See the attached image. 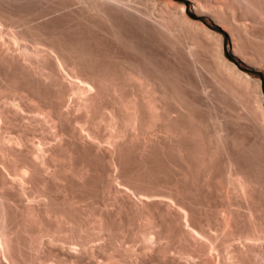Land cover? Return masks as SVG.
<instances>
[{
	"label": "bare ground",
	"instance_id": "1",
	"mask_svg": "<svg viewBox=\"0 0 264 264\" xmlns=\"http://www.w3.org/2000/svg\"><path fill=\"white\" fill-rule=\"evenodd\" d=\"M190 1L0 0V264H264V0Z\"/></svg>",
	"mask_w": 264,
	"mask_h": 264
},
{
	"label": "rangeland",
	"instance_id": "2",
	"mask_svg": "<svg viewBox=\"0 0 264 264\" xmlns=\"http://www.w3.org/2000/svg\"><path fill=\"white\" fill-rule=\"evenodd\" d=\"M175 2H177V3H180V4H189V5H187V12H188V14H190L189 16L192 18V19H194V20H198V21H200V22H202V23H204L206 26H208L210 29H212V30H214V31H218V32H222V30L220 29V27H218L215 23H214V20H212V18L210 17V16H208V15H206L205 13H201V15L200 14H196L195 13V9H194V7L196 6L195 5V3H193L192 1H190V0H174ZM42 6H44V7H46L47 5L46 4H42ZM41 5L40 6H36V8H44V7H42ZM48 7V6H47ZM30 8H31V10L33 11L34 9H35V6H29V7H26V9L27 10H30ZM194 17H193V16ZM203 15V16H202ZM60 16H63V17H60ZM51 18V19H50ZM69 17L67 18L66 16H65V13H63V15H62V13H60V15L59 14H54V15H51V17L49 16V18H48V20H50L52 23H50L51 24V26L52 27H63L64 25H68L67 23L69 22ZM65 20H66V22H65ZM67 20H68V22H67ZM65 24H64V23ZM62 25V26H61ZM127 26H129V25H127ZM127 26H125V28H127L126 30H128V28L130 27L131 28V30H130V28H129V30L127 31V32H130L129 33V37H130V35H131V39H134L133 41H135V43H136V41H138L137 42V45L141 48V49H145L143 52L145 53H148V55L149 54H151V58H153L154 57V59L156 60H154L156 63H158L159 61H160V58L164 55V58L162 57L161 58V60L162 61H160L159 63H160V65L162 66V65H164L163 67H166V68H171L172 69V67H173V65H174V68L175 69H177V66L174 64V62L172 63V61H173V59L171 58V56L168 54V52L166 53V50L163 48V47H161L156 41H155V39H154V37L153 36H147V35H145L141 30H140V28L138 29V27H137V29L138 30H136V27L134 26V25H130L129 27H127ZM132 26H134V27H132ZM125 28H124V31H126L125 30ZM132 28H134V29H132ZM134 30L136 31V32H134ZM131 31H133V32H131ZM137 31L139 32V33H137ZM140 32H142L141 34H140ZM134 33V34H133ZM126 35H127V33H126ZM132 35H133V37H136V38H133L132 37ZM140 35V36H139ZM144 35V36H143ZM128 36V35H127ZM225 36H226V50H227V56H228V58H229V56H231L233 59H234V61L233 60H231L230 58V60L232 61V62H234V63H236L239 67H240V69H242L243 71H245V72H247V73H249V74H251L253 77L255 76V78H258V79H261L262 80V82H263V87H264V68L262 67V68H260V66H256V67H253V66H249V65H247L246 63H244V62H242L241 61V59L240 58H238V57H236V56H234L232 53H231V49H232V40H231V38H230V35H228V34H226L225 33ZM141 37V38H140ZM147 37V38H150V39H147L146 38V40H145V38ZM153 38V39H152ZM105 40V41H104ZM102 39L101 40V45L99 44L98 46V48H99V50L101 49V47H102V49L100 50V52H102V53H112V54H118V52H120V54H122V52H124V54H126V51L125 50H123V49H121L120 51H119V48L115 51V49H114V47H112V44H111V42L109 41L108 42V40L107 39ZM107 40V41H106ZM140 40V41H139ZM105 43H104V42ZM144 41V42H143ZM141 42V43H140ZM142 42H143V44H142ZM153 42H155V43H153ZM102 44H104V46H102ZM106 44L108 45V44H110V45H108V46H106ZM147 46H146V45ZM156 45V46H155ZM101 46V47H100ZM142 46H143V48H142ZM160 47V49H159V47ZM104 47V48H103ZM107 47V48H106ZM112 49H110V48ZM145 47V48H144ZM107 49V50H106ZM108 50H110L109 52H107ZM106 51V52H105ZM153 52V53H152ZM154 52H157V53H154ZM145 53V54H146ZM164 53V54H163ZM147 55V54H146ZM168 56L167 58H166V56ZM170 56V57H169ZM168 58H170V60L168 59ZM166 60V61H165ZM158 63V64H159ZM162 63V64H161ZM172 64V65H171ZM178 71H180V70H178ZM180 74L182 75V72L180 71ZM186 76V75H185ZM188 77H189V75H188ZM126 245V244H125ZM128 245H129V243H128ZM127 245V247H132V245H131V243H130V245L128 246ZM141 245L138 243V247H137V244H136V249L138 250L139 248H141L140 247Z\"/></svg>",
	"mask_w": 264,
	"mask_h": 264
},
{
	"label": "trees",
	"instance_id": "3",
	"mask_svg": "<svg viewBox=\"0 0 264 264\" xmlns=\"http://www.w3.org/2000/svg\"><path fill=\"white\" fill-rule=\"evenodd\" d=\"M187 5H189V4H187ZM193 16V15H192ZM194 17V16H193ZM229 58L231 59V60H233L234 61V59L231 57V56H229Z\"/></svg>",
	"mask_w": 264,
	"mask_h": 264
}]
</instances>
